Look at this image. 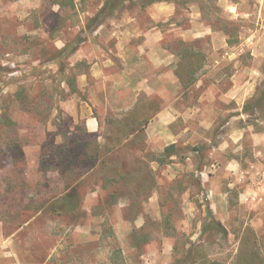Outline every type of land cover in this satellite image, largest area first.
Returning <instances> with one entry per match:
<instances>
[{"label": "rangeland", "instance_id": "374dc122", "mask_svg": "<svg viewBox=\"0 0 264 264\" xmlns=\"http://www.w3.org/2000/svg\"><path fill=\"white\" fill-rule=\"evenodd\" d=\"M100 1L87 0V11L95 14ZM169 1L168 22L152 20L156 5L134 0L104 27L130 17L142 29H162L181 76L171 95L138 91L142 72L164 77L168 68L145 61V70L126 75L107 33L82 51L92 66L111 68L98 67L94 77L81 62L87 77L72 94L55 71L75 56L55 58L75 35L71 16H80L81 3L0 0V212L11 226L36 217L26 230L44 253L54 248L50 264H238L246 229L264 260V0ZM175 29L192 32L181 38ZM88 118L98 132H88ZM171 144L176 154L156 163ZM90 152L106 157V173L117 167L132 184L106 181ZM62 179L76 187L79 206L69 215L48 208ZM210 219L223 234L205 230Z\"/></svg>", "mask_w": 264, "mask_h": 264}, {"label": "crops", "instance_id": "0c3cea01", "mask_svg": "<svg viewBox=\"0 0 264 264\" xmlns=\"http://www.w3.org/2000/svg\"><path fill=\"white\" fill-rule=\"evenodd\" d=\"M32 1L35 2L37 0ZM77 2H79V0H75V3ZM153 5H156L155 9L158 10L159 13L157 16L158 18L155 14L151 16L154 22H158L161 19H163V22H168L174 14L175 6L172 2H157ZM92 16H94V13L90 14L88 11L80 14V19L83 21V18H85L86 20L81 23L82 25L79 26L77 24L74 27L75 35L72 39H70L69 43L72 42L74 38L82 32V30H85L81 26H84L87 19ZM136 24V20L130 17L125 20V23L121 27L116 25L115 27L105 28L104 24H102L94 32L87 34L86 40L80 43L77 49L70 54V56H75V64L86 61L85 63L90 66V71H94L91 74L94 77L97 76L95 70L98 67L101 69L106 67L111 68V64L107 65V61L104 60H102L104 61L102 64H95V66H92V62L94 60L93 56L82 51L83 46L88 44L92 46V43L101 40V38L107 33L110 40H114L115 48L113 49L114 54L112 56L120 62L121 66L125 69L126 75H132L133 73H136L137 70L144 69L143 64L145 61L153 67L154 71L161 67L166 69L168 68L169 75L165 74L166 76L164 77H158L157 73H154L153 76L150 74V76L146 78L143 76L144 73L142 72L141 81L138 82V91H143L145 93L154 92L159 94L161 92H166L171 95L169 85L173 84V82H178L176 71L174 72L176 77L172 72V63L176 56L172 50L166 48V46L163 47L162 45L165 33H163L162 29L157 26L142 29L141 27L135 26ZM171 26H173V24ZM175 31L179 32L181 38H186V36H189L190 32H192V30L188 29H175ZM205 34L212 33L210 31H206L204 33H197L194 35L201 36ZM60 45L61 46L58 47V49H61L65 44L60 43ZM106 59L110 62L112 61L110 56ZM73 65L74 64H71L70 67ZM128 69L131 70L130 73H128ZM87 73L88 72H81L77 78V83L85 81ZM173 76L176 79L173 78ZM144 78L146 79L144 80ZM154 85L155 87L162 85V87L156 89ZM85 126L88 132H98L97 121L93 118H88ZM35 218L36 217L33 215L24 219L23 222L18 221L16 224L11 226L10 223H7L3 213L0 212V264H50L49 260L54 252V248H49V252L44 253V249H39L40 245L35 243L34 239H31L33 233L27 232L26 230V228H29L32 224L36 223Z\"/></svg>", "mask_w": 264, "mask_h": 264}, {"label": "trees", "instance_id": "16d2710c", "mask_svg": "<svg viewBox=\"0 0 264 264\" xmlns=\"http://www.w3.org/2000/svg\"><path fill=\"white\" fill-rule=\"evenodd\" d=\"M134 0H101L99 4V8L97 12L92 16L91 18H88L85 25L81 26L85 30H82L80 34L74 38L72 42H70L67 45H64L61 49H58L57 57L55 58L56 60H61L62 56L64 55L65 52H69V55L72 54L77 47L79 46L80 43L84 42L87 38V34H91L94 32L98 27H100L104 22L113 16L116 12L120 11L123 9L126 5V3H131ZM70 2V8L74 9L75 8V0H69ZM87 0H80L79 3L83 6V9L81 10L79 15L87 12V7H85ZM157 2H170L169 0H144L143 5H152ZM57 4V3H56ZM71 18L75 19L76 18V25L78 24L79 26L81 24V19L80 16L78 17L76 13H72ZM58 33H56L57 36ZM186 55V54H184ZM185 58V57H184ZM54 59V60H55ZM83 63H76L72 67L67 68L65 64L61 61L58 62L57 64V69L55 71V77L60 78L59 82L65 83L68 88H70V92L72 94L78 93V88L76 86V80L78 76L80 75L81 71V66ZM178 76V75H177ZM179 80L181 81V76L179 77ZM182 85L183 87H187L188 84L182 80ZM21 88V87H20ZM259 102V101H258ZM151 104H156L154 106L155 111L157 112L159 109V106L157 103H151ZM261 105V103H258L255 105V109L257 106ZM143 105L141 103L138 104V108H142ZM244 111L253 113L254 112V107L253 105L246 104L244 107ZM131 134H137L138 132H141V130H133L131 131ZM177 147L175 144L168 145L167 147L164 148L163 152L159 153L156 155L153 159L156 163L159 165L165 164L167 159H169L171 156H174L176 154ZM87 160L92 166L99 165L102 169L104 170V173L106 174L104 179L108 182L111 183H120L122 180H125V182L128 181L129 185L132 184L131 179L127 178L126 176H123L119 173L117 167H111L109 168V172L106 173V166L108 164L106 157L101 158L99 160L98 157H94L93 153L90 152L86 154ZM64 180V190L61 193L59 197H55L53 201H50L48 204V208L50 209L51 212H58L59 214H65L69 215L75 210H77L79 203H77V197L71 193L74 187L73 183H71L70 180ZM63 182V183H64ZM205 230L207 232H216L218 234H223L224 233V228L222 225L213 219H210L208 223L205 224ZM252 231L251 229H246L245 232L242 235V240H241V249L239 252V258L237 263L238 264H264L263 258H261L258 253L254 250L253 245H254V240L251 238L252 237ZM248 237V238H247ZM248 249V251H246ZM243 250V251H242ZM248 252V254H247ZM197 264H218L216 262H210L206 260L205 258L199 259Z\"/></svg>", "mask_w": 264, "mask_h": 264}]
</instances>
